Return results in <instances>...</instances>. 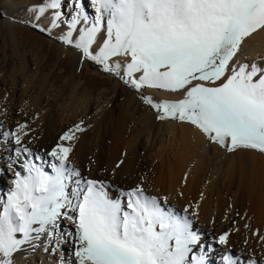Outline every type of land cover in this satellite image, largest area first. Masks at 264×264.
Instances as JSON below:
<instances>
[{"label": "snow or ice", "instance_id": "obj_1", "mask_svg": "<svg viewBox=\"0 0 264 264\" xmlns=\"http://www.w3.org/2000/svg\"><path fill=\"white\" fill-rule=\"evenodd\" d=\"M25 11L33 30L55 35L81 63L137 92H183V99L160 102L141 92L157 119L194 125L229 152L264 154V65L239 62L244 43L264 32V0H35ZM75 131L84 129L77 125L60 139L74 140ZM72 151L53 148L59 163L51 174L27 158L26 175L16 173L14 189L0 199V264H13L41 235H55L62 218L75 227L66 235L76 264H207L203 254L190 255L200 236L187 215L166 211L140 185L113 198L108 184L85 180L71 166ZM223 261L238 264L231 255Z\"/></svg>", "mask_w": 264, "mask_h": 264}, {"label": "rangeland", "instance_id": "obj_2", "mask_svg": "<svg viewBox=\"0 0 264 264\" xmlns=\"http://www.w3.org/2000/svg\"><path fill=\"white\" fill-rule=\"evenodd\" d=\"M33 3H35V0H0V121L5 119V123L11 124L12 130L16 131L19 138L21 137V143L24 145L23 149L27 148L31 153V156L24 153L18 156L17 151L11 150L8 158L14 164L8 163L5 164L4 168L0 167V199L6 200V192L11 189L7 182L12 177L6 176L5 173H9L7 168L13 170L11 174L20 172L21 175H26L23 165L27 158L37 166H43L44 170L51 174V165L59 162L56 160L52 163L49 160L45 162H41L40 159L37 160L36 156H39V154L34 151V148L53 145V150L58 144H61L73 148L69 159L77 167L84 169L86 175L82 177L85 180L95 179L108 184L110 186L108 190L113 198H117L119 191H121L112 185L114 182L121 183V186L127 187L128 189L125 188V191L140 185L145 189L146 194L156 196L166 211H173L181 216L187 215L190 219L191 216L195 217L196 215L200 219L204 217L206 223L211 226L213 220L209 219L210 216L208 217L204 213L207 215L206 217L203 214V209L200 207L201 201L199 199H201L202 193L198 194L201 196L197 195L194 199L189 194L191 193L189 192L190 190L195 189L193 186L196 182H193L194 185L190 186L191 184L187 180L189 177L181 179L177 183L172 182V178L177 176V172H174L176 170L175 166L172 168L173 164L180 160L178 159L180 157L177 158V156H182L183 151L187 154L188 149L185 148L184 150V144H178L179 141H177L178 143L172 142V136L169 135V130L166 127L167 124L164 123H181L183 125H188L189 123L160 120L162 124L156 125L153 123L150 115V112L153 113L154 109L145 104L144 101L143 104L147 106L149 113L140 108L139 105L127 101L125 96L118 98L116 95L118 85L139 95L147 89L137 92L125 85L119 78L103 72L97 65L87 60H85L86 67H78V61L73 55L74 49L62 45L56 36L49 37L33 30L29 25L24 23L29 18V14L25 9ZM87 11L89 12L88 9ZM89 14L92 13L89 12ZM6 21L10 22V25L5 23ZM62 46L65 49L61 52ZM246 50L247 46L243 45L239 59L245 55ZM16 87H21V92L17 91ZM21 89L25 92L23 91V93ZM155 90L163 92L166 96H176L178 100L184 98L183 92L172 93L158 89ZM103 95L105 98L102 97ZM17 106L22 107L21 109H27L26 112L29 113V118L23 120L17 119L12 112V109ZM94 107L95 109L93 110ZM78 114L89 115L87 127L84 131H75L74 140L62 141L60 137L69 132L70 129L74 130L76 128L77 125L73 123V119ZM67 120L68 122L70 121L68 125H66ZM21 125H25V127L21 128ZM203 135L205 136L206 141L204 140V142L206 143L201 140L199 142L192 135L191 141L193 142L189 143V145L192 144L190 146L191 148L193 147V150L201 149L202 152L206 150L209 163H212L209 167L213 165L212 167L213 169L215 167L216 171H218L219 166L222 168L221 165L226 160L233 161L234 166L232 171L235 170V173L229 172L230 177L232 178L234 175L232 180L237 181L238 177V181H240L239 176L241 175L236 173L237 171L242 173L243 176L240 181L241 185L237 184V186L231 187L230 191L239 194L237 195L238 199L243 195V201L242 204L237 203L236 205L235 203L234 205V207L237 206L238 225L232 227L231 231L219 229L216 237L212 239L213 243H206V241L201 243V252L207 253V250H211V248L222 250L227 244H231L238 247L241 253L236 254L231 249L219 251V262L212 263L208 261L209 264H224L223 257L225 255H231L238 264H247L249 260H255L257 264H264V240L258 238L256 234H259V232L254 230L256 228L254 225L257 215L255 214L256 211H253V208L256 210V208L261 206V202L264 199V154L248 149H238L229 152L226 148L212 143L204 133ZM91 137H94L95 144L92 146V151L87 155L86 152L88 150L86 145ZM0 141H2V138H0ZM140 141L145 147L147 146L144 150L138 151L137 154L139 160H144L140 166L141 172L133 181H129L127 173L124 171L123 161L121 163V160L119 161L118 158L114 157V154L116 151L122 152V149L125 150V147L133 149ZM168 141H171L173 145L166 143ZM175 144L177 145L175 146ZM189 145L187 144L186 146L188 147ZM169 146L171 149H169ZM174 147L178 152L177 155ZM160 158H162L160 160L161 163L158 162ZM175 158L177 159L175 160ZM87 161L90 162L89 164L93 171L89 168L86 169ZM258 162L262 165L259 164L258 166ZM117 164L120 166L117 167ZM160 164H162L163 168ZM134 166H136L135 161L132 164V167ZM158 166L160 167L159 172L156 171L159 168ZM193 177L195 178V176ZM155 178L160 179L157 181ZM182 180L183 182H181ZM246 181H249V183ZM221 193L225 194L224 189ZM229 195V198H232L231 193ZM185 209L188 211L185 212ZM240 224H242L241 227ZM57 232H60L59 228ZM225 232H228L229 236L228 243L224 246L218 243V239ZM236 232L238 236H236ZM254 232L256 236H254ZM198 250L199 247H193V252L190 255H197L196 252ZM54 258L56 260L57 256H54Z\"/></svg>", "mask_w": 264, "mask_h": 264}, {"label": "bare ground", "instance_id": "obj_3", "mask_svg": "<svg viewBox=\"0 0 264 264\" xmlns=\"http://www.w3.org/2000/svg\"><path fill=\"white\" fill-rule=\"evenodd\" d=\"M87 9L89 10L90 13H92V9H91L90 6ZM5 23L10 25V22H8V21H6ZM244 45L247 46V50L245 52V55L240 57L239 62L240 63L247 62L249 64L255 62L257 64L264 65V32H259V33L255 34L252 38H250V40L248 39L244 43ZM64 49H63V46H62L61 49H60L61 52L64 51ZM73 55L76 57V60L78 61L77 62L78 63V67H86L85 61L83 63H81L79 54L76 51L73 52ZM77 71H78V69H77ZM115 83H117V82H115ZM20 88L18 87L17 91L18 90L20 91ZM116 89H117L116 90V95H117L118 98H122L123 96H125L127 101L133 102L135 105H139L140 108H143L144 110H146V112L149 113L147 106L143 104V99H141V95L133 93V92L121 87L120 85H118ZM23 91L24 90H22V92ZM143 94L147 95V96H151L156 102H160L162 100H169V101L178 100V98L176 96L175 97L174 96L173 97L166 96V94L164 95L163 92L157 91L155 89H147L146 91L143 92ZM102 97L105 98L104 95ZM94 104H95V102H94ZM19 107L17 106V107H14L12 109V112H13L14 116L17 119L20 118L22 120L29 118L28 117L29 113L26 112L27 109H25V108L21 109L22 107H20V108ZM60 107H62V106H60ZM26 108H27V106H26ZM63 108H65V107H63ZM94 109H95V107L93 108V110ZM67 112H66V114H67ZM48 113H49V111H48ZM75 115H73V116H75ZM150 115H151V117L153 119V123L154 124H156V125H161L162 124L161 121L159 119H157V113H156L155 110H154L153 113L150 112ZM74 118L75 119H73V123H75L76 125H80V127L83 128V129H85L87 127V125H88L87 119L89 118L88 114H85V115H79L78 114L77 117L75 116ZM67 119H69V118H67ZM4 120L0 121V138H2V141H0V167H3V168H4L5 164H8V163H10L11 165L14 164V162L11 161L10 158H8V155H9V153H11V150L16 151L17 149H23V147H24V145H22V143H20V144H16L15 143V140L18 137V135L16 134V131L12 130V128L10 127L11 124L9 125V123L8 124L5 123L6 121L4 122ZM7 121H9V120L7 119ZM69 122L67 120L66 125H68ZM164 124H167L166 127L169 130L168 131L169 135L172 136V139H171L172 142L174 141L173 143H176L177 141H179V143L177 142L178 144H181V145L184 144V148L182 146V148L184 150H185V148L188 149L187 154H186L185 151H183L185 153L183 154V152H182V156H180V155L177 156V158L180 157V158H178L180 160H178V162H175L173 164L172 168H174V166H175L176 170L174 172L175 173L177 172L176 173L177 176L174 175L175 177H173L171 175L173 177L172 178V182H176L177 183V181H179L181 179H186L188 177L190 179L188 178L187 180L189 181V183L191 185L189 183H187V184H189L190 186H192L193 182L194 183L196 182L195 185L193 184L194 186H196V187L193 186V188H195V189L190 190L189 192H191V193H189L188 191L187 192L192 196L193 199L196 198V196L198 194L202 193L201 194L202 195L201 199H199V197H198V199L201 201L200 202V207L203 209V214L206 213L208 215V217L210 216L209 219L213 220V224L210 226L208 223H206V221L204 220V217H202L203 219L202 218L200 219L199 217H197V215L195 217L191 216L192 223H193V230L195 232H197L201 236L200 237L201 241H199L198 244L195 245V246L199 247L198 252H196L197 256L203 254L206 257L207 264H209L208 261H210L212 263L213 262L214 263H218L219 262V260H220V255H219L220 252L219 251H222V250L225 251V249H227V250L231 249L232 251H235L236 254L241 253V251L239 250L238 247H236L234 245H231V244H229V245L227 244V246L224 245L225 247H223L222 250L219 249V248L218 249L217 248L216 249L215 248L214 249L211 248V250H207V253H203V252H201V248H202L201 243L205 242V241H206V243H213L212 239H213V237L214 238L216 237L217 231H219V229L222 230V231L223 230L224 231H231L232 227L238 225V220L239 219H237V217L239 218V216H238V214H236L237 213V211H236V207L237 206L234 207V205H235V203H236V205H237V203L242 204L243 195H242L241 198L239 197V199H238L237 195H239V194L233 193L230 190H231V187L237 186V184L241 185L240 181H241V177L243 176L242 173H240L238 171L236 172V173H239L241 175V176H239L240 177V181H238L239 180L238 177H237L238 180L236 179L237 181H233L232 180L234 175L232 174L233 177L231 178L230 174H229V172H232V173L234 172L235 173V170L232 171L233 166H234V164L232 163L233 162L232 160H226L225 162H223V164L221 165L222 168H220V166H219L220 170L218 169V171H216L215 167L213 169V167H212L213 165L209 167V165H211L212 163L211 164L209 163L208 156L206 155V150L204 152H202L201 149H196V150L194 149L193 150V147L191 148V146H190L192 144L189 145V143L193 142V141H191L193 136H195L197 138V140H199V142H200V140L203 141V142L205 140V138H204L205 136L203 135V133L198 128H196L195 126H192L190 124L183 125L181 123H178V124L177 123L176 124H174V123H164ZM159 127L161 128V126H159ZM194 141H196V140H194ZM203 142H201V143H203ZM166 143H170L171 144V141H168ZM204 143H206V142H204ZM94 144H95L94 137H91L87 141V145H86V148L88 150L86 152L87 155H89L88 153H90L92 151V149H93L92 146ZM187 144L190 146V149H189V146L188 147L186 146ZM171 145H173V144H171ZM176 145L177 144H175V146ZM181 145H180V149H181ZM52 146L51 145H46V146H41V147L34 148V151L36 153H38L39 156L41 157V159H40L41 162H43V161L45 162V161L49 160L52 163V162L55 161V159L52 156L49 155V153L52 151ZM170 146H169V149H171ZM146 147L140 141V142H138V144L133 149H128L127 147H125V150L122 149L123 150L122 152L116 151V153L114 154V157L118 158L119 161L120 160L123 161V165H124V169H125L124 171H126L127 179L129 181H133L135 179V177L139 176V174L141 172L140 166H141V164H142V162L144 160L143 159H142V161L139 160V157H138L137 154H138V151H142ZM161 147L163 148V146H161ZM161 147H159V148L161 149ZM198 148H199V145H198ZM174 150H175V147H174ZM173 151H171V152H173ZM175 151H176V155H177L178 152H177V150H175ZM223 153H225V152H223ZM162 158H160L158 162H160V160ZM177 158H175V160ZM254 159L256 160V158H254ZM69 160H70L71 166H73L77 170H79L81 172L82 176L86 175L83 168L77 167L73 163V161H71V159H69ZM133 161L136 162V166H134V167H132ZM87 162H88V164L86 165V169H88V168L92 169V167L89 164L90 162L89 161H87ZM251 162H252V160H251ZM259 162H258V166H259L260 163H262V162H260V163ZM163 163H164V161H163ZM168 164H169V162H168ZM262 164H260V165H262ZM160 166L162 167V164H160ZM7 169L9 171V173H5V174H6V176L12 177V179L9 182H7L11 189L6 192V199H7V194L11 190L14 189L15 185L13 184V181L16 179V174H11V171L13 172V170L10 169V168H7ZM92 171H93V169H92ZM156 171L159 172L160 171V167L157 168ZM161 174H162V172H161ZM239 174H235V175L238 176ZM155 175H157V174L155 173ZM191 176L192 177L195 176V178L194 177L192 178ZM154 177H153V179H154ZM158 177H159V175H158ZM182 177H184V178H182ZM159 179L160 178H157L156 180L159 181ZM263 179H264V177H263ZM120 182H121V180H120ZM172 182H171V184H172ZM181 182H183V180ZM246 182L249 183V181H246ZM120 184L118 182L112 183V185H114L116 188H119L120 190L125 191V188L128 189L127 187H123ZM242 186H244V185H242ZM71 187H75V185H71ZM223 189L225 191V194L221 193ZM185 193H184V195H185ZM229 193H231L232 198H229L230 197ZM232 193H233V195H232ZM243 194H245V193H243ZM186 195L188 196L187 193H186ZM186 195H185V197H186ZM201 195H198V196H201ZM263 201H264V199H263ZM263 201L261 202V206L258 207L257 205H259V204H257L256 206L258 208L255 207L256 210L253 208V211H256L255 214L257 215L256 220L254 219L255 220V225L254 226L256 227V228H254V230L259 232V234H256L258 236V238L264 240V202ZM206 214H204V215L207 217ZM241 226H242V224H240V227ZM58 228L60 230L59 233L56 232L55 235H53L51 237H49L48 234L45 233V234L41 235L39 240L33 241L32 245H27L26 244V245L22 246L21 250L13 255V257H12L13 264H76V258L73 256L74 248H73L72 239L69 236L66 235V233H68L69 231L74 232L75 231V227L69 220H67L66 218H62L59 221ZM239 230H238V232H239ZM256 235H255V232H254V236H256ZM236 236H238L237 232H236ZM195 246H194V248H195ZM54 256H57L56 260H55ZM37 257H38V259H37Z\"/></svg>", "mask_w": 264, "mask_h": 264}]
</instances>
